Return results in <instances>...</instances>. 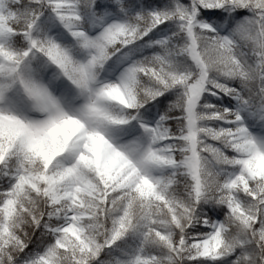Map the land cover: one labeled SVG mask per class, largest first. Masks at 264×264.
Returning <instances> with one entry per match:
<instances>
[{"label": "snow or ice", "instance_id": "obj_1", "mask_svg": "<svg viewBox=\"0 0 264 264\" xmlns=\"http://www.w3.org/2000/svg\"><path fill=\"white\" fill-rule=\"evenodd\" d=\"M0 264H264V0H0Z\"/></svg>", "mask_w": 264, "mask_h": 264}]
</instances>
